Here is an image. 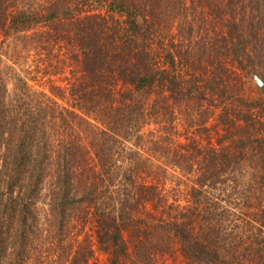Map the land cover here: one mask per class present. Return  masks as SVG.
<instances>
[{"label":"trees","instance_id":"trees-1","mask_svg":"<svg viewBox=\"0 0 264 264\" xmlns=\"http://www.w3.org/2000/svg\"><path fill=\"white\" fill-rule=\"evenodd\" d=\"M25 1L0 0V45L39 25L48 27L44 33L36 31L38 42L44 37L68 44L79 72L69 93L72 109H65L37 96L25 81L15 80L10 94L8 73L0 66V264L30 263L41 212L54 225L58 245H65L61 263L88 264L93 256L89 247L65 242L73 213L82 206L92 210L95 245L108 264H158L166 254L164 242L147 246L133 225L136 208L147 204L155 210L162 207L154 228L168 231L177 241L183 264H236L215 250V240L193 233L189 214L169 217L171 208L160 198L164 178L156 172L167 175L163 163L193 175L197 197L215 187L221 173L241 165L245 149L253 148L264 167V120L252 113L253 103L247 111L231 107L244 100L233 92L226 96L229 87L223 77L227 61L241 71L246 63L255 69L263 64L264 0H39L41 10H26ZM190 16L194 20L188 21ZM174 21H180L184 35L185 27L186 33L211 27L218 28L219 36L213 35V44L212 38L207 40V53L205 45L189 48L184 35L179 40L173 34ZM215 43L221 50H212ZM210 94L231 101L223 102L219 117L224 128L240 132L236 123L245 124L240 156L227 148L207 150L192 144L173 150L164 137L149 141L152 151L146 149L148 141L140 144L145 140L141 121L148 115L168 116V100L182 106L207 102ZM161 95L166 96L145 110V99ZM60 127L70 130V136L53 139ZM252 136L258 137L251 141ZM121 158L135 160L123 172L127 181L134 184V177L144 174L145 182L134 193L111 197L112 207L106 208L99 203L110 185L104 182L114 183L119 174L108 176L122 168L116 166L123 164ZM259 224L264 228V215ZM259 251L252 249V264H264Z\"/></svg>","mask_w":264,"mask_h":264},{"label":"rangeland","instance_id":"rangeland-1","mask_svg":"<svg viewBox=\"0 0 264 264\" xmlns=\"http://www.w3.org/2000/svg\"><path fill=\"white\" fill-rule=\"evenodd\" d=\"M22 5L26 10L27 6L35 9L37 7V10L42 9L39 0H26ZM203 18H205L204 15ZM190 19L194 20L192 16L188 18V21ZM40 26L36 30L25 32L21 34V37L19 35L0 45V66L4 67V71L9 76L6 78L7 90L12 94L15 80L25 81L37 96L43 95L44 100H50L60 108L72 109L73 101L69 97V93L72 83L76 82L75 78L78 76V64L71 55L67 47L68 44H55L51 38L45 40L44 37L38 42L37 38L40 35L36 34V31L44 33L48 30V27L45 29ZM185 28L184 35L180 30V21H174L173 34L179 40L180 36L184 35L187 39L186 47L192 48L194 43H196V48L205 45L206 53L209 46L207 40L212 38L211 44H213V35L214 37L216 34L219 36L218 28L207 27L205 32L192 30L188 33H186L188 27ZM209 37L210 39H208ZM220 48V43H215L212 50L219 51ZM214 51L212 52L214 53ZM250 55L252 57V46ZM205 59L206 55L203 57V62ZM223 59V57L218 59V62ZM227 62L226 69L228 71L223 77L224 80L227 78L228 85L226 87H229V92L225 91V94L228 96L230 92H233L242 96L244 100L235 101L234 99L236 105L230 104L231 107L234 109L236 106V110L247 111L252 110L253 103L255 107H253L252 113L264 120V111L259 112V110H264L262 109L264 107V59L261 60L263 63L261 67L257 69L246 63L245 71L237 69L229 61ZM197 78L199 79L198 75ZM205 78L206 76H203V79ZM256 80L262 84L261 87L258 86ZM117 89L120 90V86ZM165 96L142 98V101L145 99V110H151L154 101L161 100ZM208 98L207 102L191 101L182 106L168 100L165 107L172 109L168 110V116L148 115L145 120L141 121L140 135H143L145 140L140 144L144 145L148 141L147 144L145 143L146 149L152 151L149 141L153 142L156 138L164 137L168 139L173 150H180V146L192 144L193 148L195 146L207 150L210 147L216 150L227 148L228 152H235V156H240V144L247 136L242 132L245 129V124L236 123V126L241 128L240 132L233 128H224L219 117L223 113V102L229 104L231 101L227 99L228 97L223 96L217 99L211 94ZM126 104L130 106L131 110L133 106L130 103ZM54 105L50 107L55 108ZM59 111L58 109L57 113ZM64 129L65 127H60L59 131H55L53 139L70 136V130ZM257 137L252 136L250 140ZM148 151L146 153L151 155ZM192 153L198 155L194 149ZM202 157L203 155L198 159ZM121 161L123 164L116 166H122V168L112 169L108 176L109 179H112L114 174H119L114 183L111 184L108 179L107 182H104V185H110L105 198H101L99 203L106 208L112 207L111 197L120 196L121 198L129 192L134 193L135 188L138 190L140 185L145 182L144 174H138L134 177V184L129 183L123 172L125 169L134 167L135 160L126 162L121 158ZM160 161H162L161 158ZM240 162L241 165L221 173L220 180L215 187L205 188L202 195L197 197L192 191L193 175L178 173L173 170V167H165L163 163L161 167L167 170V175L163 176L161 172H156V174L164 178L163 186H160V198L167 208H171L169 217L182 218L181 214H189L192 217L193 233L201 240H210L211 243L212 240H215L213 247L218 250L221 256H228L235 260L236 264H252V249L260 250L259 252L264 255V228H261L259 224L262 215H264V167L253 148L245 149L244 157L240 159ZM45 189L43 194L47 195V187ZM159 202H157L158 205ZM152 206V204L139 205L135 210L138 212L133 214V220H135L133 225L139 228V235L144 238L147 246L150 244L155 246L156 240H161V244L164 242L161 246L162 250H166V254L159 259L158 264H183L184 260L181 257L177 241L168 231L166 233L162 229L154 228L156 224H159L158 219L161 217L162 207L159 209L157 207L155 210ZM116 208L118 209L119 205H116ZM91 213L92 210L86 206L74 211L65 242L69 241L73 246L83 242L85 246L89 247L93 256L88 264H108L106 255L102 254L95 245V225ZM162 215L165 216V214ZM39 219V235L34 242V252L29 264H62V249L65 245H58L55 227L45 212H41ZM126 238L128 240L129 237ZM140 240L142 241L141 238Z\"/></svg>","mask_w":264,"mask_h":264},{"label":"water","instance_id":"water-1","mask_svg":"<svg viewBox=\"0 0 264 264\" xmlns=\"http://www.w3.org/2000/svg\"><path fill=\"white\" fill-rule=\"evenodd\" d=\"M256 83L258 84V86H262V84L261 83H259V81L258 80H256Z\"/></svg>","mask_w":264,"mask_h":264}]
</instances>
